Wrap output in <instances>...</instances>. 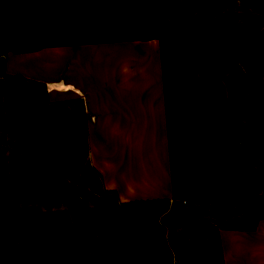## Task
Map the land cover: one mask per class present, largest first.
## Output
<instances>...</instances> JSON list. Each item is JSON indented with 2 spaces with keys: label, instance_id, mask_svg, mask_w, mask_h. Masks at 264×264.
<instances>
[{
  "label": "rangeland",
  "instance_id": "obj_1",
  "mask_svg": "<svg viewBox=\"0 0 264 264\" xmlns=\"http://www.w3.org/2000/svg\"><path fill=\"white\" fill-rule=\"evenodd\" d=\"M133 39L163 50L169 204L122 203L90 161L83 105L7 69L17 52ZM263 219L264 0H0V264H223L221 232Z\"/></svg>",
  "mask_w": 264,
  "mask_h": 264
},
{
  "label": "crops",
  "instance_id": "obj_2",
  "mask_svg": "<svg viewBox=\"0 0 264 264\" xmlns=\"http://www.w3.org/2000/svg\"><path fill=\"white\" fill-rule=\"evenodd\" d=\"M7 69L45 86L53 102L83 105L90 161L122 203L175 200L159 41H87L17 52ZM219 243L223 264H264V219L251 229L223 230Z\"/></svg>",
  "mask_w": 264,
  "mask_h": 264
},
{
  "label": "water",
  "instance_id": "obj_3",
  "mask_svg": "<svg viewBox=\"0 0 264 264\" xmlns=\"http://www.w3.org/2000/svg\"><path fill=\"white\" fill-rule=\"evenodd\" d=\"M66 201L69 203H74L75 206L80 209L82 206L81 200L77 198L76 195H74L72 192L68 191L66 193ZM191 216V213H189L188 215H186L184 218L179 217L178 222L180 224H183L184 222L189 220V217Z\"/></svg>",
  "mask_w": 264,
  "mask_h": 264
}]
</instances>
